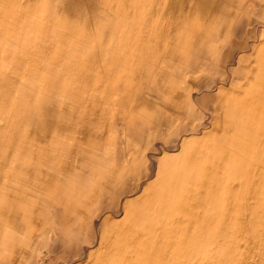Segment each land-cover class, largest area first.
Segmentation results:
<instances>
[{
	"label": "rangeland",
	"instance_id": "rangeland-1",
	"mask_svg": "<svg viewBox=\"0 0 264 264\" xmlns=\"http://www.w3.org/2000/svg\"><path fill=\"white\" fill-rule=\"evenodd\" d=\"M0 264H264V0H0Z\"/></svg>",
	"mask_w": 264,
	"mask_h": 264
}]
</instances>
